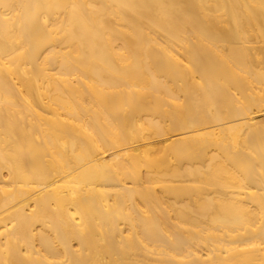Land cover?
<instances>
[{
  "label": "bare ground",
  "instance_id": "obj_1",
  "mask_svg": "<svg viewBox=\"0 0 264 264\" xmlns=\"http://www.w3.org/2000/svg\"><path fill=\"white\" fill-rule=\"evenodd\" d=\"M0 264H264V0H0Z\"/></svg>",
  "mask_w": 264,
  "mask_h": 264
}]
</instances>
